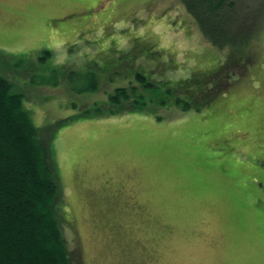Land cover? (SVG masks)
<instances>
[{
	"label": "rangeland",
	"instance_id": "rangeland-1",
	"mask_svg": "<svg viewBox=\"0 0 264 264\" xmlns=\"http://www.w3.org/2000/svg\"><path fill=\"white\" fill-rule=\"evenodd\" d=\"M260 26L229 50L179 0H0V76L36 127L66 122L51 149L77 264H264Z\"/></svg>",
	"mask_w": 264,
	"mask_h": 264
},
{
	"label": "trees",
	"instance_id": "trees-1",
	"mask_svg": "<svg viewBox=\"0 0 264 264\" xmlns=\"http://www.w3.org/2000/svg\"><path fill=\"white\" fill-rule=\"evenodd\" d=\"M179 2L204 38L220 49L247 48L264 23V0ZM247 11L253 13L254 21ZM246 52H237L234 60L248 65L252 57ZM89 77L96 75L90 73ZM136 78L150 85L143 73H137ZM96 84L93 81L92 87ZM127 92L119 89L112 98L121 103L130 97ZM181 101L177 99V104ZM192 107L193 103L186 104L187 109ZM64 124L59 122L44 131L36 127L24 108L23 95L13 92L9 81L0 76V264L79 261L77 250L70 249L64 234V196L51 149L57 129ZM260 165L264 167L262 160Z\"/></svg>",
	"mask_w": 264,
	"mask_h": 264
}]
</instances>
